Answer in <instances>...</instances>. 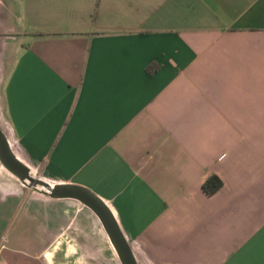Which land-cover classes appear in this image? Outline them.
Here are the masks:
<instances>
[{"label":"crops","instance_id":"0c3cea01","mask_svg":"<svg viewBox=\"0 0 264 264\" xmlns=\"http://www.w3.org/2000/svg\"><path fill=\"white\" fill-rule=\"evenodd\" d=\"M0 130L136 264H264V0H0ZM16 183L0 264H114L88 207Z\"/></svg>","mask_w":264,"mask_h":264},{"label":"water","instance_id":"95a60500","mask_svg":"<svg viewBox=\"0 0 264 264\" xmlns=\"http://www.w3.org/2000/svg\"><path fill=\"white\" fill-rule=\"evenodd\" d=\"M5 134L0 130V166L9 176L28 189H40L41 194L56 199L71 198L89 210L98 218L102 228L114 249L120 264H136L128 243L124 239L118 225L103 201L94 196L87 189L73 185H49L30 176L29 170L15 159Z\"/></svg>","mask_w":264,"mask_h":264},{"label":"trees","instance_id":"16d2710c","mask_svg":"<svg viewBox=\"0 0 264 264\" xmlns=\"http://www.w3.org/2000/svg\"><path fill=\"white\" fill-rule=\"evenodd\" d=\"M219 186H220V181L217 179L215 175H211L201 184L202 190L208 195L214 193V191L218 189Z\"/></svg>","mask_w":264,"mask_h":264},{"label":"rangeland","instance_id":"374dc122","mask_svg":"<svg viewBox=\"0 0 264 264\" xmlns=\"http://www.w3.org/2000/svg\"><path fill=\"white\" fill-rule=\"evenodd\" d=\"M16 182H17L16 184H19L18 181H16ZM114 264H118V259H117V257H116V259L114 260Z\"/></svg>","mask_w":264,"mask_h":264}]
</instances>
